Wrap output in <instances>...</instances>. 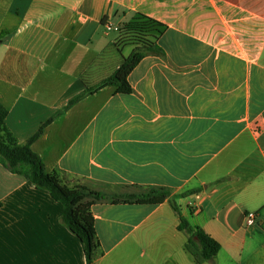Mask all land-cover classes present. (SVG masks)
Instances as JSON below:
<instances>
[{
  "label": "crops",
  "instance_id": "obj_1",
  "mask_svg": "<svg viewBox=\"0 0 264 264\" xmlns=\"http://www.w3.org/2000/svg\"><path fill=\"white\" fill-rule=\"evenodd\" d=\"M139 14L164 26L165 56L131 93L69 107L131 55L116 29ZM0 102L19 144L45 127L31 149L48 172L107 197L95 264H198L169 200L111 201L151 188L221 244L203 264H264V0H0ZM0 200V264H87L63 204L1 162Z\"/></svg>",
  "mask_w": 264,
  "mask_h": 264
},
{
  "label": "trees",
  "instance_id": "obj_2",
  "mask_svg": "<svg viewBox=\"0 0 264 264\" xmlns=\"http://www.w3.org/2000/svg\"><path fill=\"white\" fill-rule=\"evenodd\" d=\"M163 29L162 24L141 14L122 24L119 27L115 46L118 50L131 46L134 47L133 52L124 59L122 65L112 75L95 86H86L85 92L71 100L69 107L85 96L95 94L105 87H113L117 93H131L129 76L140 62L148 55L165 56L163 49L158 44ZM7 115L8 110L0 102V162L12 173L23 176L38 188L48 191L55 201L63 204L62 222L84 244L86 263L95 264L97 257L102 254V245L98 237L92 207L95 202L107 197L84 185L68 182L63 174L56 171L48 172L41 157L31 149L32 143L43 133L45 127L41 128L39 133L27 143L19 144L6 127ZM50 122L51 120L47 124ZM167 200L180 216L179 230L189 234L187 249L194 256L196 262L203 264L215 258L221 250V244L204 229L190 225L188 220L181 215L175 198L171 197L169 190L151 188L139 195H122L111 199L113 204L154 206ZM2 206L3 203L0 200V208Z\"/></svg>",
  "mask_w": 264,
  "mask_h": 264
},
{
  "label": "built area",
  "instance_id": "obj_3",
  "mask_svg": "<svg viewBox=\"0 0 264 264\" xmlns=\"http://www.w3.org/2000/svg\"><path fill=\"white\" fill-rule=\"evenodd\" d=\"M110 29V28H109ZM116 30H119L118 28ZM257 214L254 212H248L246 215L247 225H254L256 223Z\"/></svg>",
  "mask_w": 264,
  "mask_h": 264
}]
</instances>
